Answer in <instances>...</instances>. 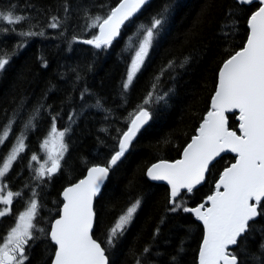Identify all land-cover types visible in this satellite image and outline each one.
<instances>
[{
	"label": "snow or ice",
	"instance_id": "1",
	"mask_svg": "<svg viewBox=\"0 0 264 264\" xmlns=\"http://www.w3.org/2000/svg\"><path fill=\"white\" fill-rule=\"evenodd\" d=\"M148 3L149 0H111L99 5L100 10L93 13L88 6L78 4L74 8L69 0H63L62 15H49L48 22L43 26L38 20L32 23V17L26 14H17L16 6L10 4L0 9V21L10 27L0 28V31L15 33L24 38V42L18 41L11 52L0 53V72L6 69L17 50L25 46L27 39L44 36L45 28L56 29L60 36H64L74 12L81 21L82 32L91 30V34L84 38L74 33L69 45L80 41L94 50L104 51L122 34L124 28L136 21ZM173 7V3H165L147 21L135 23L133 30L125 37L120 53L125 57L126 65L120 81L121 107L127 104L125 97L130 86L166 32ZM201 15H208V7L202 10ZM224 16L219 31L225 47L207 111L199 120L195 134L178 153V158L159 159L146 169L145 175L150 180L166 181V205L164 214L152 230V243L145 245L139 254L130 250L135 264H144L148 255L152 254V247L158 248L155 242L160 239L164 224L170 216L180 211L194 217L193 221L183 226L185 238L194 232L200 233L194 264H264V223L257 226L258 219L264 221V0H233V6L226 10ZM26 22L27 28L17 32L16 25ZM36 27L39 31L32 30ZM62 28L64 31H60ZM241 30L243 36L239 42L229 39L241 35ZM39 59L43 60L42 57ZM190 59V56H185L179 65L175 58L169 59L152 77L149 90L125 118L126 127L116 129L109 148L111 154L106 161L84 162L86 173L63 187L59 194L63 198L62 203L58 209L52 210L54 219L44 218L45 226L36 223L39 210L43 207L37 198L38 186L63 167L68 151L65 138L76 118L84 109L103 108V104L100 98L94 103H85V94L91 93L87 88L83 89L80 108L70 109L65 126L58 128L57 121L62 118V112H53V106L47 104L46 99L41 98L31 107L24 97L15 102L12 110L6 112V121L0 124V148L11 140L7 151L0 153V217L10 214L9 206L23 195V192L5 191L8 187L5 181L13 162L26 152L27 136L38 128L42 120H48L49 126L39 142L43 161H39L35 152L29 156V177L23 187L31 191L24 201L23 210L15 216L14 223L2 237L0 264H26L30 250L37 242L42 243L40 264H115L112 256L117 243L132 223L142 198L138 196L122 211L107 228L103 239L93 236L98 217L94 199L103 194L102 186L110 170L125 156L134 138L152 119L153 106L167 103L172 89L163 90L160 82L164 74L174 73L177 67L183 68ZM87 67L91 70L92 64L89 63ZM79 79L77 73L76 80ZM64 102H61L62 105ZM66 102H73L71 94L66 97ZM103 110L106 119L107 114L113 111L111 108ZM232 110H235L234 115L238 113L235 129L227 126L226 113ZM226 151L234 154L232 162L213 177L214 185L202 202L187 206L181 197L185 192L193 193L195 187L207 179L216 158ZM32 162H36L35 167ZM256 233H259L258 242ZM185 238L168 255L166 264H181ZM163 254L160 251L154 253L156 257ZM149 264L152 262L149 261Z\"/></svg>",
	"mask_w": 264,
	"mask_h": 264
},
{
	"label": "trees",
	"instance_id": "2",
	"mask_svg": "<svg viewBox=\"0 0 264 264\" xmlns=\"http://www.w3.org/2000/svg\"><path fill=\"white\" fill-rule=\"evenodd\" d=\"M110 2L111 0H69L74 8L82 4L88 6L93 13L100 10L99 5ZM62 3L63 0H0V9L14 4L17 14H26L32 17V23L38 20L40 26H43L48 22L49 15H62ZM165 3L174 4L166 32L130 86L125 97L127 104L121 107L123 101L120 81L126 65L125 57L120 53L125 37L133 30L135 23L147 21L148 17L159 11ZM230 6H233V0H150L136 17V21L124 28L122 34L104 51L94 50L80 41L69 45L68 42L74 33L84 38L91 34V30L82 32L81 21L74 12L64 36H60L56 29L45 28L44 36L27 39L25 46L17 50L6 69L0 72V124L6 121V112H10L21 97L26 98L29 107L44 98L47 104L53 106V112H62V118L57 121L58 128L65 126L70 109L80 108V93L83 89L87 88L91 93L85 94V103H94L100 98L103 104V108L84 109L73 122L71 131L65 138L68 151L63 167L54 173L51 179L45 178L43 185L38 186L37 198L43 207L39 210L37 224L45 226V217L55 218L52 210L58 209L62 203L60 192L67 183H74L85 174V161L89 164L106 161L111 154L109 148L113 144L112 137L116 135V129L126 127L125 118L143 99L151 86L152 77L160 68L169 59L175 58L176 64L179 65L185 56H190V61L183 68L177 67L174 73L164 74L160 82L163 90L172 89L167 103L153 106L152 119L134 138V143L125 156L112 167L102 188L103 194L95 200L98 217L93 236L103 239L107 228L122 211L138 196L142 198L132 223L118 241L112 256L115 264H135L130 250L139 254L145 245L152 243V230L164 214L166 205L167 187L149 180L145 175L146 169L159 159L178 158V153L195 134L199 120L207 111L211 92L214 91L218 64L222 62L225 47L219 25L225 20L224 13ZM205 7H208V15L202 16ZM27 26V22L17 24V32ZM4 27L10 26L0 21V28ZM32 30L39 31V28ZM241 33L229 39L239 42L243 36L242 30ZM18 41L24 42V38L12 32L0 31V53L11 52ZM40 57L43 60L39 59ZM44 61H47L46 65ZM89 63L92 64L91 70L87 67ZM77 73L79 80H76ZM69 94L73 97L72 103L66 102ZM62 101H65L63 105ZM106 108L113 109L112 113L107 114V119L103 110ZM227 118L228 127L235 129L238 123L236 114H229ZM48 126L49 121L42 120L38 128L27 136L26 152L21 154L18 161L13 162V167L6 176L8 187L5 190L23 192V195L9 206L10 214L0 217V242L6 230L14 223L15 216L23 210L24 201L28 199L31 189L25 190L23 187L29 177L28 159L33 152L38 155V159H42L39 142L47 132ZM16 131H19L18 125ZM10 143L11 140L0 148V153H5ZM233 159L234 156L226 154L212 164L204 183L194 189L193 193L185 192L181 197L187 202V206L191 207L203 201V197L214 185L213 177L218 176L219 170ZM32 164L35 167L36 162ZM193 220L194 217L182 211L170 216L162 228L160 239L155 242L158 248L152 247V254L148 255L144 264H149V261L152 264H166L168 255L173 253L180 240L186 237L183 226ZM261 223L264 221L258 219L257 226ZM199 235V232H194L184 239L181 264H194ZM255 235L258 242L259 233ZM249 243L255 245V242ZM41 249L42 243L37 242L30 250L26 264H40ZM157 251L164 254L156 257L154 253Z\"/></svg>",
	"mask_w": 264,
	"mask_h": 264
},
{
	"label": "water",
	"instance_id": "3",
	"mask_svg": "<svg viewBox=\"0 0 264 264\" xmlns=\"http://www.w3.org/2000/svg\"><path fill=\"white\" fill-rule=\"evenodd\" d=\"M150 1V0H149ZM235 112V110H232V112H228V113H226V118H227V116L229 115V114H232V113H234ZM237 115H238V113H236V117H237ZM237 119V118H236ZM227 126H228V118H227ZM226 154H230V155H232V156H234V154H232V153H230V152H224V153H221L220 154V156L218 157V158H220L221 156H223V155H226ZM218 158H216V160L218 159ZM215 160V161H216ZM86 173V172H85ZM147 177V176H146ZM148 178V177H147ZM149 179V178H148ZM107 180V179H106ZM150 180V179H149ZM152 181V180H151ZM153 182H155V183H160V184H164L166 187H167V184H166V181H153ZM105 183H106V181H105ZM204 183V181H202L201 182V184L200 185H197L196 187H195V189L196 188H198V187H200L202 184ZM104 186V185H103ZM103 186H102V188H103ZM62 192V191H61ZM61 200H63V198L61 197ZM95 200L96 199H94V203H95Z\"/></svg>",
	"mask_w": 264,
	"mask_h": 264
},
{
	"label": "rangeland",
	"instance_id": "4",
	"mask_svg": "<svg viewBox=\"0 0 264 264\" xmlns=\"http://www.w3.org/2000/svg\"><path fill=\"white\" fill-rule=\"evenodd\" d=\"M43 159H44V155H43V153H42V159H41V160L39 159V161H41V162H42V161H43ZM5 191H6V190H5Z\"/></svg>",
	"mask_w": 264,
	"mask_h": 264
}]
</instances>
